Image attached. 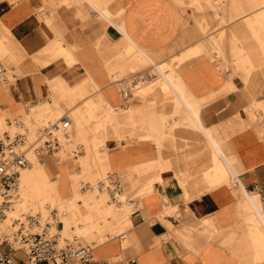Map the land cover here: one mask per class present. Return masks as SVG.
Returning <instances> with one entry per match:
<instances>
[{"label": "crops", "instance_id": "obj_1", "mask_svg": "<svg viewBox=\"0 0 264 264\" xmlns=\"http://www.w3.org/2000/svg\"><path fill=\"white\" fill-rule=\"evenodd\" d=\"M143 64L172 66L157 72L170 94L156 84L131 106L151 108L150 139L96 161L127 185L133 172L144 197L127 189L121 212L140 210L89 264H264V0H0V120L52 112L58 95L122 106L115 79ZM155 112L169 118L157 140ZM65 152L40 163L62 185L76 177Z\"/></svg>", "mask_w": 264, "mask_h": 264}, {"label": "rangeland", "instance_id": "obj_2", "mask_svg": "<svg viewBox=\"0 0 264 264\" xmlns=\"http://www.w3.org/2000/svg\"><path fill=\"white\" fill-rule=\"evenodd\" d=\"M128 50L132 52L131 49ZM5 66V68L9 69L13 67L14 64L7 60ZM154 66H156L161 73H163L162 70L164 71V69L172 71V66L161 67L158 65L152 66L150 64H143L137 68L132 67L131 71H126L124 73L126 75H118L114 83H116V80L119 77L129 78L138 73L150 70L154 68ZM6 74L7 75L5 76H8L11 80H13L14 75L18 76V72H10ZM165 80L167 81V79ZM161 81L163 82L164 80ZM161 81H158L157 83ZM0 83L3 84L1 81ZM156 84L150 85V88L148 87L144 94H135L134 100L145 101L144 96L151 93L152 87L155 89L158 88ZM82 99L83 98L80 97L77 100L72 101L69 96L58 95L53 98L52 112L51 110H48L43 113L41 111L47 109H33L26 107L22 112L11 119L17 121L25 115H31L38 118L40 121L39 123H42L46 117L54 112L56 116L63 115V117L72 119V137L67 142L68 146L63 149L66 150L65 154L67 155V158L71 160L69 162L74 164L73 174L76 177H72L71 180L69 179L70 181L68 180L66 185H62V178L59 177L53 179L49 174L47 165L42 168L39 160L34 159L31 169L26 171L21 178V184L23 185L22 190L24 193L23 196L27 200H30L29 203L34 207H37L39 204H51L53 206L58 213V220L64 224V226H60L59 228L61 230L64 229V231L60 233L62 240L63 242L66 239L70 240L68 246H72L74 249H79L80 247L85 246L96 249L110 239V231L115 228L119 222L124 219H132V214L140 210L139 207H134L129 204L127 210L121 212L123 203L126 200L127 189L129 190V201L132 199V201L138 203V201H141L144 197L141 195V181H135L133 172L130 175L132 179H129L128 185L124 176L117 173L121 178V184L123 186V191L118 194V201L113 202V199L109 196L99 194L95 190L98 185L101 182H105L108 176L116 172L111 170L110 165L105 167V173L100 172L101 164H99L96 159L98 156L102 155L109 160L108 154H103V150L108 151V145L111 142L129 140L136 136L149 140L150 132L152 130L150 129V120L146 118L147 116L145 117V112H148V114L151 115L152 111L150 107H143L136 111L134 107H131L134 104L133 100L128 103L122 101V106H110L101 96H98L96 92L95 95L89 99ZM80 100L82 101L80 102ZM96 108L100 111L96 112ZM117 108H120V110L114 111ZM122 108L127 110H123ZM254 109L256 111H264V105L254 107ZM153 114L156 116L158 113L155 112ZM6 117L8 118V116ZM158 119L160 128H155L153 130L155 133V140L162 136H167V120H169V118H167V116L164 117V114H158ZM3 121L4 120H0V123ZM130 121L131 123L133 122L134 126L129 125ZM207 146L208 149H210L209 144H207ZM80 156L86 158L85 161L87 160L82 167H78L73 160ZM42 172L46 173V175ZM31 173L33 177L27 179V176ZM42 181L45 183L41 185L40 183H42ZM37 183L40 185L39 187H37ZM115 184L116 183H113L111 185L115 186ZM152 185L153 184H151L150 187ZM32 189H34V191H32ZM76 189H79L81 192H76ZM39 190L49 199L37 196ZM136 196L138 197L133 199ZM161 221L163 222V220ZM84 233H86V236H82L78 240L74 239ZM3 248L4 247H1L0 251H2Z\"/></svg>", "mask_w": 264, "mask_h": 264}, {"label": "bare ground", "instance_id": "obj_3", "mask_svg": "<svg viewBox=\"0 0 264 264\" xmlns=\"http://www.w3.org/2000/svg\"><path fill=\"white\" fill-rule=\"evenodd\" d=\"M0 69L2 71L4 70L3 68ZM157 72L159 74H162L161 71L156 66H154V68L150 70L138 73L137 75H133L129 78L119 77L116 80L115 84L119 87L124 102L128 103L132 100L134 101L135 94H143L148 87L150 88V85L156 84L158 81H161V77L158 76ZM2 76L5 81H8V78L5 76V74H3ZM161 82L157 84H163L165 94H170V87L167 84L168 82L166 80H164L162 83ZM175 85L176 87H174L173 89L177 88V84ZM182 88H180V91H177V94L179 96V99L184 101L185 98L182 95ZM124 92L126 93L127 97H125ZM28 107L34 109L37 106L34 105ZM122 109L127 110L125 108ZM116 110L119 111L120 108H117ZM64 120H68L70 123V126L68 127L67 131L62 128V123ZM39 122V119L35 116L25 115L19 118L17 121H13L12 119H4V121L0 123V135L8 133L11 138L14 139L16 134L21 133L26 135L27 140L26 144L24 143L23 145H19V149H22V151L25 153L26 158L28 160V165L19 170L18 184L16 185L15 190L11 192L13 195V206L11 210L7 213L6 218L0 221V241L3 243L8 240L10 244H12L15 248L18 249L21 248L22 243L20 241L16 242V239L17 237H19L22 228H25L27 230L29 229L30 233H39L41 231V228L47 227L51 236L59 235V248H64L68 246L67 243H69L70 241L66 239L63 244L62 236L60 234L63 230L59 228L60 226H64V224L60 222L61 225H58V213L55 211L51 204H39L37 207H34L29 203L30 200H27L23 196L24 193L22 190L23 185L21 184V178L24 176L26 171L31 169L32 162L34 161V159L39 160V163L44 164L42 160L43 156L38 153V151L40 152L39 148H41V146L46 140V134L44 135L43 131L46 128L52 129L53 136L56 137L59 142V148L54 155L59 154L61 150H64L63 148H66L68 146L67 142L72 137L71 132L73 122L68 117H63V115L56 116L54 112L53 114H50V116L46 117V119H44L42 123ZM28 176L33 177L32 173ZM115 176L120 179L119 183H121L122 181L120 176L117 173H112L110 176H108L105 182H101L95 189L99 194H105L109 196L111 199H113V202L118 201V194L123 191L122 184L121 191L118 190L116 185H111L113 184V182L111 183L110 178L113 179V177ZM39 186L40 185L37 183V187ZM32 191H34V189H32ZM39 192L37 196L44 199H49L42 191L39 190ZM76 192L81 191L79 189H76ZM54 216H56L57 222L54 220ZM29 217H33L30 219L37 218L40 223L37 224L32 222L31 226H29ZM2 252H7V249L3 248Z\"/></svg>", "mask_w": 264, "mask_h": 264}, {"label": "built area", "instance_id": "obj_4", "mask_svg": "<svg viewBox=\"0 0 264 264\" xmlns=\"http://www.w3.org/2000/svg\"><path fill=\"white\" fill-rule=\"evenodd\" d=\"M124 95L127 97L125 92ZM69 126V121L64 120L62 128L67 131ZM43 133L46 134V140L38 153L44 158L55 154L59 142L53 136L52 129L46 128ZM26 141V135L21 133L16 134L14 139L8 133L0 135V221L6 218L13 206L11 192L18 184L19 170L28 165L25 153L19 149V145L26 144ZM110 180L116 183L118 190L121 191L120 179L115 176ZM30 218L33 217L28 218L29 226L32 222L40 223L37 218ZM53 218L57 222L56 216ZM58 225H61L60 221ZM58 236H51L47 227L41 228L39 233H30L29 229L22 228L16 239V242L22 243L21 248H15L8 240L3 243L0 241V248L7 249V252L0 251V264H89L94 261L93 248L86 246L79 249L72 246L59 248Z\"/></svg>", "mask_w": 264, "mask_h": 264}]
</instances>
